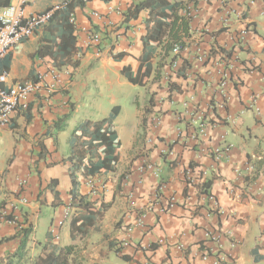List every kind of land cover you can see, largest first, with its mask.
<instances>
[{
	"label": "crops",
	"instance_id": "crops-1",
	"mask_svg": "<svg viewBox=\"0 0 264 264\" xmlns=\"http://www.w3.org/2000/svg\"><path fill=\"white\" fill-rule=\"evenodd\" d=\"M63 1L32 0L26 11L43 12ZM129 1L96 0L87 16L77 10L79 23L97 28L99 21L90 13L114 9L109 17L115 25L113 39L104 40L99 58L78 39L72 63L59 68L63 86L54 92L42 89L31 97L27 111L20 109L8 127L0 128V152L5 155L0 162V264H6L19 245L10 215L33 225L28 245L32 256L51 241L76 246L82 264H215L216 258L218 264H264L263 3L194 0L196 31L186 39L177 67L158 68L156 56L157 71L139 86L123 75L126 67L138 71L144 53L143 18L126 25L118 16ZM221 29L217 37L211 36ZM241 32L244 39L237 43ZM49 37L45 28L37 30L2 61L1 71L8 74L5 88L34 80L48 68L58 69L38 55ZM212 45L236 49L227 60L218 51L210 56ZM121 53L124 56L116 59ZM136 86L143 91L142 100L140 95L132 106L122 104ZM253 99L258 111L251 107ZM115 106L121 107L115 121L122 142L119 163L114 172L92 178L95 195L88 179L80 176L79 194L94 203L101 216L88 236L73 240L71 218L64 219L71 202L70 165L62 162L69 155L70 137L62 146L64 134L55 125L64 116H70L66 127L82 119L100 120ZM202 124L205 132L200 134ZM218 149L220 155L214 152ZM149 165L158 174L148 170ZM210 179L205 194L201 186ZM212 232L225 237L208 239ZM206 252L208 260L203 259Z\"/></svg>",
	"mask_w": 264,
	"mask_h": 264
},
{
	"label": "trees",
	"instance_id": "trees-1",
	"mask_svg": "<svg viewBox=\"0 0 264 264\" xmlns=\"http://www.w3.org/2000/svg\"><path fill=\"white\" fill-rule=\"evenodd\" d=\"M67 1L69 2L67 10L56 13L43 27L50 34L48 38L50 43L46 44L45 48L43 46L38 50V55H42L48 63H53L58 68L71 64V60L77 52L78 37L75 26L70 23V15L77 10H80L84 15L88 14V6L96 0ZM100 1L108 4L113 0ZM10 2L11 0H0V10ZM190 4H193V8L196 9L197 2L194 0H130L128 2L123 11L124 24L127 25L142 17L145 25V33L142 38L144 53L140 59L139 69L137 72H133L130 67L123 70V75L130 83L139 86H145L148 83L155 71L153 60L156 56L160 59L158 68H163L167 64L171 66L177 61L181 51L187 46L186 39H191L196 31L193 27L194 16L189 7ZM223 31L224 29H221L212 33L211 36L217 37ZM202 33L206 34L205 31ZM176 47H179L181 51L174 55L173 50ZM235 49L236 45L229 50L220 46L216 48L215 45H212L210 56H215L219 52L222 59L229 60L233 57ZM122 56L124 54H117L115 58L120 59ZM73 65L77 68L78 64L75 62ZM120 112L121 107L115 106L106 117L100 120L82 119L76 124L70 135L69 155L62 162H67L70 165L72 190L69 206L73 211L70 217V233L73 240L88 236L91 228L101 216L95 204L79 194V178L83 176L86 179H91L116 170L119 163V151L122 147L115 126ZM69 119L70 116H64L58 120L55 128L59 133L66 129ZM171 165H174V162ZM212 181L211 179L207 180L201 186V190L205 194H208ZM55 194L59 197L57 193ZM7 219L16 221L13 215L8 216ZM16 224L18 229L15 239L18 240L19 245L15 252L7 256L6 264H82L76 246H59L51 241L41 244L39 254L32 256L28 245L30 237L34 233V227L27 220L16 221ZM8 240L10 239H3L1 242ZM115 246L117 245L111 247ZM116 253L121 254V248H117ZM121 257L129 259L125 255H121Z\"/></svg>",
	"mask_w": 264,
	"mask_h": 264
},
{
	"label": "built area",
	"instance_id": "built-area-1",
	"mask_svg": "<svg viewBox=\"0 0 264 264\" xmlns=\"http://www.w3.org/2000/svg\"><path fill=\"white\" fill-rule=\"evenodd\" d=\"M258 1H261L264 6V0H250L249 5H254ZM32 2V0H11L10 4L2 7L0 10V65L1 62L10 54V52L21 42L27 40L35 35L37 30L46 26L52 17L58 13L67 10L69 2L64 0L62 3L54 5L43 12L27 13L26 7ZM191 13L194 15L198 8L191 7ZM115 12L114 9H109L107 14L93 11L90 13V18L95 21H99L94 27L93 24H81L78 21L76 11L70 15V23L75 26V32L78 39H83L81 44L83 47L93 51L96 57H100L103 52V45L105 39H113V30L115 29L114 23L109 20L110 15ZM264 13V7H263ZM232 12L228 13L224 17L223 24L229 26L230 17ZM118 16L123 17V13L118 12ZM239 18L242 17L241 13H238ZM112 34V35H111ZM244 39V32L237 35V43H240ZM80 42V41H79ZM180 48L176 47L173 50V54H179ZM171 67H177L176 62ZM64 75L60 69L56 67L48 68L46 72L40 71L37 73L34 80L18 82L9 88H5L8 82V74L5 71H1L0 68V128H6L11 124L14 114L20 109L27 111L31 97L36 96L42 89H46L49 92H54L63 86ZM256 100L253 99L251 107L258 111L256 107ZM200 134L205 132V126H200ZM228 150V149H226ZM220 155L221 150L214 151ZM148 170L156 171L154 165H149ZM249 171H253V167L247 168ZM155 174H158L156 171ZM25 181L21 183L25 185ZM87 185L91 188L92 193L97 194L96 183L93 179H88ZM104 189V187H103ZM21 204H27V199H21ZM72 210L70 206L65 210L64 219L67 220L71 217ZM16 223V221H13ZM62 223H59V226ZM221 236H224L220 232L208 233V239L213 241H219ZM225 237V236H224ZM211 257L208 252L204 254L203 259L208 260ZM218 258L215 259V264H218Z\"/></svg>",
	"mask_w": 264,
	"mask_h": 264
},
{
	"label": "rangeland",
	"instance_id": "rangeland-1",
	"mask_svg": "<svg viewBox=\"0 0 264 264\" xmlns=\"http://www.w3.org/2000/svg\"><path fill=\"white\" fill-rule=\"evenodd\" d=\"M142 94H143V91L141 88H138L137 86H136V88L133 87L132 90L130 91V93H126V95L123 97L121 102L124 105L132 106V104L136 102V98L140 97V95H141V100H142V98H143ZM75 124H76L75 122L70 123L69 126L66 127L65 131H63L61 133V134H64V136H62V143H63L62 146L64 145V143L67 145V140L70 137L74 128L76 127ZM2 147L3 146H2V143L0 141V150H2ZM2 160H5V155L0 152V162Z\"/></svg>",
	"mask_w": 264,
	"mask_h": 264
}]
</instances>
